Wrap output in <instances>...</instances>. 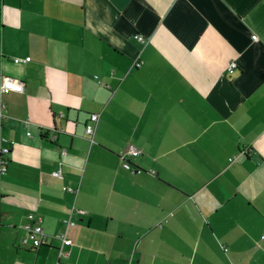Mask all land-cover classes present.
<instances>
[{"label": "crops", "instance_id": "obj_1", "mask_svg": "<svg viewBox=\"0 0 264 264\" xmlns=\"http://www.w3.org/2000/svg\"><path fill=\"white\" fill-rule=\"evenodd\" d=\"M4 77L17 264H264V0H0Z\"/></svg>", "mask_w": 264, "mask_h": 264}, {"label": "built area", "instance_id": "obj_2", "mask_svg": "<svg viewBox=\"0 0 264 264\" xmlns=\"http://www.w3.org/2000/svg\"><path fill=\"white\" fill-rule=\"evenodd\" d=\"M136 38L144 42V38L142 36H136ZM257 36H253V39H256ZM31 60L30 57H27L26 59H20V58H13V62L16 64L20 63H27ZM136 67L141 66L140 61H136L134 64ZM237 68V64L235 62H231L228 66V73H232ZM24 91V84L21 80L12 78V77H4L3 81L1 83L0 87V122L3 121L6 118V115L4 114L5 105L3 103V100L1 98V95L9 94L11 92L16 93H22ZM91 123L87 125L86 127V133L90 138H93L95 134V125L99 120V114H92L91 115ZM30 136V133H27ZM4 142H8L7 140H4ZM10 145H15V141H10ZM10 148L8 146L0 147V172L5 173L8 165V155L10 154ZM140 154V151L136 149L135 147H130L129 155L132 157H136ZM138 172H142L141 170H138ZM53 175L55 177L61 178V171L54 172ZM65 191L71 192V193H77V191L71 187H64ZM76 212V208L73 207L71 211V215ZM42 218L40 216H37L35 214H28L27 216V223L24 225V229L26 232V235L24 238H22L21 243L24 246L30 247L32 250H38L43 245H48V239L44 232L43 225H42ZM64 224L66 226V230L58 235V238L62 241L63 245H71L72 240L68 238V229L70 227H74L76 225V222L73 220V218H69L64 221ZM62 250H60V254ZM30 264H39V263H30ZM127 264H133L132 262H129Z\"/></svg>", "mask_w": 264, "mask_h": 264}, {"label": "rangeland", "instance_id": "obj_3", "mask_svg": "<svg viewBox=\"0 0 264 264\" xmlns=\"http://www.w3.org/2000/svg\"><path fill=\"white\" fill-rule=\"evenodd\" d=\"M18 252L20 251H17L14 239L11 234H8L0 242V264H17L21 258ZM56 253L58 255V251H56ZM57 258L58 256L55 257V263L57 262ZM72 263L74 264V260H71L68 264Z\"/></svg>", "mask_w": 264, "mask_h": 264}]
</instances>
